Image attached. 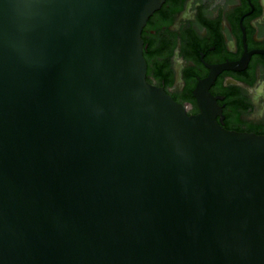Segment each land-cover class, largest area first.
<instances>
[{"label": "water", "instance_id": "95a60500", "mask_svg": "<svg viewBox=\"0 0 264 264\" xmlns=\"http://www.w3.org/2000/svg\"><path fill=\"white\" fill-rule=\"evenodd\" d=\"M164 1L0 0V264H264V135L146 80Z\"/></svg>", "mask_w": 264, "mask_h": 264}, {"label": "flooded vegetation", "instance_id": "af4514ba", "mask_svg": "<svg viewBox=\"0 0 264 264\" xmlns=\"http://www.w3.org/2000/svg\"><path fill=\"white\" fill-rule=\"evenodd\" d=\"M141 38L146 80L188 115L200 112L194 91L209 80L217 123L264 135V0H165Z\"/></svg>", "mask_w": 264, "mask_h": 264}]
</instances>
